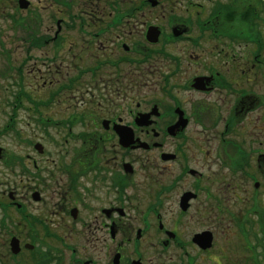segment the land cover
I'll return each mask as SVG.
<instances>
[{
	"label": "flooded vegetation",
	"instance_id": "flooded-vegetation-1",
	"mask_svg": "<svg viewBox=\"0 0 264 264\" xmlns=\"http://www.w3.org/2000/svg\"><path fill=\"white\" fill-rule=\"evenodd\" d=\"M155 1L0 0V19L13 22L15 39L32 59L50 64L38 84L50 97L37 106L75 90L115 106V92L124 93L122 111L101 119L107 133L70 136L77 145L52 171L36 160L32 173L23 169L33 183L22 182L10 202L19 209V240L25 234L30 241L20 242L16 264H115L117 254L118 264H146L126 246L151 229L164 245L169 234L186 245L165 226L169 198L180 208L178 219H220L232 199L247 198L249 182L264 186V0H203L207 7L201 0ZM152 28L156 42L148 38ZM185 44L196 55H185ZM207 47L231 68L219 69L211 53L202 56ZM7 48L0 28V90L11 74ZM185 63L201 70L187 74ZM94 101H82L75 125L98 121L88 107ZM114 125L133 129L134 139L123 144ZM48 188L53 205L44 196ZM29 195L51 216L25 212ZM146 199L151 203L135 227L130 208Z\"/></svg>",
	"mask_w": 264,
	"mask_h": 264
},
{
	"label": "rangeland",
	"instance_id": "rangeland-1",
	"mask_svg": "<svg viewBox=\"0 0 264 264\" xmlns=\"http://www.w3.org/2000/svg\"><path fill=\"white\" fill-rule=\"evenodd\" d=\"M200 2L204 3V7L208 6L205 1ZM12 23L7 17L0 19V28L7 31L9 51L7 65L11 71V74L9 73L10 75L2 80L3 89L0 90V148L2 149L0 152V220L7 218V215L11 217L5 221V226L0 222V264H16V254L14 255L10 250V238L15 235L19 239V209L12 205L9 195H15L22 182L27 186L33 183L30 179L32 174L23 173V169H27L25 171L27 173H32L29 169L34 168L33 161L36 160L43 170L52 171L59 163L64 162V152L77 145L70 136L88 135L92 132L107 133L100 124L101 119L121 112V99L124 96V93L115 92V106L107 103L97 105L100 98L94 97L92 91L81 95L75 90L71 91V94L63 92L55 97L51 105L37 106V103H46L45 100L50 97L48 94L50 89L38 91V84L42 83L39 77L40 75L48 77L50 64L32 59L35 57L34 52L26 53L25 45L15 39L16 32L10 28ZM136 40H138V34L135 33L133 41ZM183 51L185 55H196L194 48L188 44L183 46ZM208 51H211L210 47L201 52L202 56L206 57L211 53L210 60L218 62L219 69L231 68L229 62L213 57L215 55ZM56 66L57 70L64 71L59 63ZM18 67L22 69L21 76L16 72ZM183 68V71L186 70L190 75L201 70L199 65L192 66L187 63L183 65ZM55 78L57 82L60 75H56ZM54 88H56L55 84ZM152 90L154 95H158L156 89L152 88ZM147 96H152V93ZM90 98L95 99V104L88 107L93 109L92 112L98 121L96 120L94 124L83 122L75 125L74 118L81 113L79 108L82 107V101H89ZM37 142L43 145V154L38 153L34 148ZM134 157L132 156L131 159ZM14 158L17 163L8 165V161ZM135 167L141 168L139 165ZM41 177L47 178V173L41 174ZM259 182L261 186L258 189L254 187V183L249 182L247 198L242 201L232 199L228 208H222L225 211H222L220 219L213 218L211 215L208 218L190 219V221L187 217L178 219L180 208L174 198H169L162 209L166 214L165 226L169 230L180 233L179 240L186 242V245L181 248L177 240L170 239L168 236L164 239L169 243L164 245L163 238L160 236L155 238L154 230L151 229L137 240V245L131 243L126 246V254L131 255L133 249H136L143 256L146 264H189L191 260L194 264H264V197L262 196L264 186L261 180ZM52 191L50 188L45 191L44 196L47 201L53 198ZM256 194H258L257 198ZM29 201L31 202L28 209H24L25 212L34 213L41 219L51 214L44 212L46 210L44 203L35 204L30 195ZM150 203L146 199L140 203L135 202L136 206L130 208L129 212L135 220V227L141 226L139 220L142 211H145ZM51 205H53L52 201ZM176 220L178 222H175ZM203 230H211L214 233L213 246L206 251L192 242L193 234ZM22 240L30 241L25 234Z\"/></svg>",
	"mask_w": 264,
	"mask_h": 264
},
{
	"label": "water",
	"instance_id": "water-1",
	"mask_svg": "<svg viewBox=\"0 0 264 264\" xmlns=\"http://www.w3.org/2000/svg\"><path fill=\"white\" fill-rule=\"evenodd\" d=\"M22 2V1H21ZM153 4H155V2H153ZM21 6L26 7L27 3H25L24 5L21 4ZM148 38L153 41L156 42L158 40V32L156 30V28H152L149 30L148 32ZM145 119V118H144ZM104 126L106 128H108V124L109 121H104L103 122ZM146 124H149V121L146 122ZM114 130L116 131L117 135L119 136V139H121V142L123 144H128V142L130 141V139H134V132L133 129H131L128 126H124V125H114ZM35 148L42 153L44 148L43 145L41 143H36L35 144ZM0 152H1V148H0ZM10 198H14L13 194L9 195ZM33 199L34 200H39L40 196L38 192H35L33 194ZM184 202V201H183ZM184 209H186V205L183 207ZM171 237H174L173 234H170ZM192 241L201 249L206 250L212 247V243H213V233L209 230H205L202 231L200 233H197L194 235ZM10 247H11V251L14 254H17L20 252L21 250V246H20V241L16 236H13L10 240ZM26 247L28 248H32L33 246L30 244H27ZM119 258H120V254H117L115 256L114 262L115 264H118L119 262ZM135 264H143L140 260H137L134 262Z\"/></svg>",
	"mask_w": 264,
	"mask_h": 264
},
{
	"label": "trees",
	"instance_id": "trees-1",
	"mask_svg": "<svg viewBox=\"0 0 264 264\" xmlns=\"http://www.w3.org/2000/svg\"><path fill=\"white\" fill-rule=\"evenodd\" d=\"M16 163H17V162H16V158H14V159L8 161V165H10V166H12V165H14V164H16ZM9 218H11V217H10L9 215H7V218H4V219L0 220V222L3 223V226H5V221H6L7 219H9ZM4 228H5V227H4Z\"/></svg>",
	"mask_w": 264,
	"mask_h": 264
}]
</instances>
